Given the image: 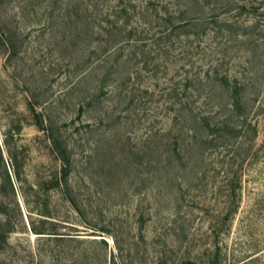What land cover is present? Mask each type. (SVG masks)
Instances as JSON below:
<instances>
[{
  "label": "rangeland",
  "instance_id": "1",
  "mask_svg": "<svg viewBox=\"0 0 264 264\" xmlns=\"http://www.w3.org/2000/svg\"><path fill=\"white\" fill-rule=\"evenodd\" d=\"M6 36L0 264H264V0H0Z\"/></svg>",
  "mask_w": 264,
  "mask_h": 264
},
{
  "label": "trees",
  "instance_id": "2",
  "mask_svg": "<svg viewBox=\"0 0 264 264\" xmlns=\"http://www.w3.org/2000/svg\"><path fill=\"white\" fill-rule=\"evenodd\" d=\"M242 7H246V4L244 3L242 5ZM118 15L120 17H122L123 15H127V18H128L127 22L128 23L130 22L131 16H130V12H129L128 7L121 8V10L118 11ZM172 18H173V16L171 15L169 17V20H167V21H169L170 26H165V28L162 31H160L159 33L156 34L157 39H160L161 37L163 38L164 36L165 37H171L173 35V33L175 32V30H177L178 28H180L182 26L187 25L186 24L187 22L176 24L172 21ZM131 34H134V32L131 31ZM114 35H117V33L113 34V36ZM1 41L3 42V46H5L6 48L10 49L13 47L12 40H11L10 36H6L5 38L0 37V43H1ZM135 41L136 42L137 41H143L144 43L146 42L144 40V38H137V39H135ZM235 95L236 96L240 95L238 89H236ZM239 100L240 99L238 98L236 101V104H240ZM37 117H38V124L40 126H42L43 120L41 118H39V115ZM51 135H52L51 140L53 143L54 150L57 153V156L61 161V169L53 179H51L47 182L45 189L46 190H49L52 188L62 189V188L67 187L66 189L69 190L68 182H69V176H70L71 171H72L71 153H70L68 146L66 144H64V142H62L58 136H55V134L53 132ZM3 162H4V157H3L2 153H0V168L3 164ZM8 178H9V181L11 183V178H10L9 174H8ZM3 184H4V182H2L0 184V252H4L8 248L12 234L19 227V220H17L15 218V216H16L15 215V208L13 207L12 202L10 200H8V198H7L6 195H8V194H5L6 192H5V188H4ZM68 190H66L67 195L69 193ZM68 198L71 201H73V198H71L69 195H68ZM16 205H17V209L21 215L22 211L20 209L18 202ZM48 209H49V206H48V204H46V210H42L45 213H42V214L47 215L46 213H49ZM32 230H34L36 233H40V234L56 233V232H46L45 228H40L38 226H32ZM102 241L107 245V242L104 238ZM183 264H199V263L192 260V259H188V260H185ZM214 264H220V263L215 262Z\"/></svg>",
  "mask_w": 264,
  "mask_h": 264
}]
</instances>
